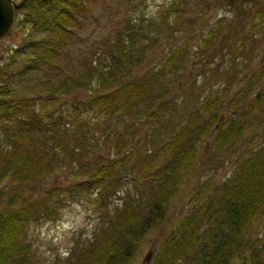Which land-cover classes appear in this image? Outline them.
Masks as SVG:
<instances>
[{"label": "trees", "instance_id": "1", "mask_svg": "<svg viewBox=\"0 0 264 264\" xmlns=\"http://www.w3.org/2000/svg\"><path fill=\"white\" fill-rule=\"evenodd\" d=\"M36 1L39 14L28 13L25 19L47 32L34 42L40 55L33 53L32 64L19 70L21 77L37 69L39 61L49 63L58 58L76 16L82 14L84 0ZM175 1L167 8L182 13ZM253 19L264 20V6ZM137 26L129 29L125 38L112 42L107 57L99 56L66 79L48 85L41 81V88L46 89L40 97L44 108L35 112L29 108L31 97L11 96V74L0 72V184L4 177L19 184L36 182L60 166H71L73 177L67 185L44 188L31 198L21 194L7 197L0 188V264H130L141 239L165 216L179 192L198 155V142L212 123L218 121L208 145L213 158L231 149L254 118L252 109L264 100V91L256 93L244 108L232 110L246 98L255 77L225 102L226 108L232 105V109L220 121L215 107L223 93H213L189 111L183 122L171 124L173 107L166 105L165 98L163 109L155 107L163 101L161 92L152 90L159 73L152 71L146 78L133 75L143 56L138 37L146 34L142 25ZM217 31L218 26L213 35ZM184 52L183 46L174 47L163 67L176 69ZM93 82L95 90L86 99L64 98ZM168 89L164 84V97ZM134 111L145 112L156 123L136 158L123 148V134L115 132L117 120L127 132L130 126L124 117ZM90 115L99 119L89 121ZM100 132L102 142L113 133L115 139L112 153L97 159L94 153H100L102 142L95 134ZM197 186L190 194L187 211L164 231L148 264H232L234 255L239 257L237 264H264V242L249 236L254 221L264 213V136L255 148L234 160L224 178L212 181L209 177ZM114 198L117 201L112 209L106 210L108 221L86 242L72 246L63 260L43 258L34 249L29 234L33 224L57 219L60 209L72 202L97 203L106 209Z\"/></svg>", "mask_w": 264, "mask_h": 264}, {"label": "rangeland", "instance_id": "2", "mask_svg": "<svg viewBox=\"0 0 264 264\" xmlns=\"http://www.w3.org/2000/svg\"><path fill=\"white\" fill-rule=\"evenodd\" d=\"M171 1L84 0L81 4L82 14L76 16L67 41L57 52L58 58L49 63L39 61L37 69L33 67V71L21 77L19 70L32 64L33 53L40 55L41 50L35 48L34 42L47 32L34 27L33 21L25 19L28 13L35 17L39 14L37 1L28 0L8 33L0 38V72L4 75L11 74V96L31 97L33 104L29 108L34 112L40 106L44 108L40 97L45 96L46 89L41 88V81H46L48 85L49 81L66 79L92 65L99 56L107 57V52L112 49V42L119 37L125 38L126 32L129 29L136 30L139 23L146 34L138 37L143 56L133 70V75L146 78L152 71L159 73L160 79L152 90L154 93L161 92L163 101L158 102L155 107L163 109L165 98L166 105L169 103L173 107L171 124L183 122L189 111L213 93H223L222 101L215 107L217 119L220 121L230 114L232 109V105L226 108L225 102L255 77L256 80L249 88L246 98L237 102L232 111L244 108L256 93L264 91V20L259 23L253 19V14L264 6V0H184L187 1L184 5L179 3L180 0H176V6L182 13L167 8ZM148 22L154 25L149 26ZM217 26L218 31L213 35ZM154 27L160 29L159 33L152 31ZM179 45L185 49L182 64L174 70L163 67L166 56ZM164 84L169 87L165 97ZM94 86L93 82L65 95L64 98L86 99L94 92ZM160 89L162 91H158ZM45 107L50 108L48 105ZM252 110L254 118H250L251 121L238 142L231 149L217 153L213 158L208 153V145L218 121L212 123L211 128L198 142V155L192 168L187 171L179 192L169 204L165 216L141 239L130 264H148L152 250L159 245L164 231L178 216L187 211L190 206V194L194 187H198L200 181L209 177L212 181L224 178L231 171L234 160L239 155L251 151L262 140L264 100ZM124 118L130 128L124 132L125 127L123 128V124L117 120L115 122L119 123V128L115 132L123 134V148L130 150L136 158L138 150H144L148 144L150 136L147 135L150 131L154 132L151 128L154 125L156 127V123L151 121L145 112L141 115L134 111L133 115H126ZM98 119L90 115L89 121ZM108 124L112 125L109 122ZM95 136L102 142L101 132ZM114 139L113 133L108 140L101 143L98 148L100 153H94L97 159L112 153L111 145ZM70 167H57L36 182L19 184L10 177H4L0 188L5 190L7 197L13 194L36 197L44 188L70 183L73 180ZM116 201L114 198L106 209L97 207V203L72 202L60 209L57 219L33 224L29 234L34 249L36 247V252L43 258L55 257L63 260L72 246L86 242L99 225L108 221L106 210H111ZM249 236L256 238L258 243L264 242V213L254 221V225L249 229ZM148 252L150 254L145 261L144 257ZM248 253V250L244 251V255ZM238 262L239 257L234 255L232 264Z\"/></svg>", "mask_w": 264, "mask_h": 264}, {"label": "water", "instance_id": "3", "mask_svg": "<svg viewBox=\"0 0 264 264\" xmlns=\"http://www.w3.org/2000/svg\"><path fill=\"white\" fill-rule=\"evenodd\" d=\"M25 0H20L18 3H12L11 0H0V37L8 32L13 21V9L19 8ZM150 252H148L144 260L146 261Z\"/></svg>", "mask_w": 264, "mask_h": 264}, {"label": "flooded vegetation", "instance_id": "4", "mask_svg": "<svg viewBox=\"0 0 264 264\" xmlns=\"http://www.w3.org/2000/svg\"><path fill=\"white\" fill-rule=\"evenodd\" d=\"M12 2H18V1H20V0H18V1H15V0H11ZM27 2H28V0H26L24 3H23V5L20 7V8H18V9H13V22L15 21V19H17V15H18V13H19V11H22V9L23 8H25V6L27 5ZM23 20V19H22Z\"/></svg>", "mask_w": 264, "mask_h": 264}]
</instances>
